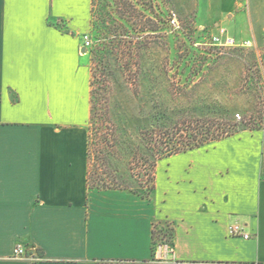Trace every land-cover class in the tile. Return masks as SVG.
Returning a JSON list of instances; mask_svg holds the SVG:
<instances>
[{
  "label": "crops",
  "instance_id": "crops-1",
  "mask_svg": "<svg viewBox=\"0 0 264 264\" xmlns=\"http://www.w3.org/2000/svg\"><path fill=\"white\" fill-rule=\"evenodd\" d=\"M91 9L0 0V264H264V128L159 160L148 200L89 189Z\"/></svg>",
  "mask_w": 264,
  "mask_h": 264
},
{
  "label": "rangeland",
  "instance_id": "rangeland-1",
  "mask_svg": "<svg viewBox=\"0 0 264 264\" xmlns=\"http://www.w3.org/2000/svg\"><path fill=\"white\" fill-rule=\"evenodd\" d=\"M144 2L147 16L152 11L161 15L160 31L149 30L153 25L139 17L126 24L115 15L117 3L95 0L96 24L102 27L105 21L107 32L114 30L117 37L88 33L98 116L112 124L116 136L110 155L104 162L95 160L91 169L110 186L139 194L147 193L156 161L146 132L163 130L173 136L184 122L192 130L211 127L213 134L226 123L236 132L264 128V0ZM173 15L179 29L169 27ZM220 29L237 41L250 40L252 47L211 46V36ZM198 119L208 121L199 124ZM171 229V223L157 226L167 243Z\"/></svg>",
  "mask_w": 264,
  "mask_h": 264
},
{
  "label": "trees",
  "instance_id": "trees-1",
  "mask_svg": "<svg viewBox=\"0 0 264 264\" xmlns=\"http://www.w3.org/2000/svg\"><path fill=\"white\" fill-rule=\"evenodd\" d=\"M114 1V3H117L119 9L115 12V15L119 17L120 20L124 21L126 24L131 23L132 19L134 17H139L142 19L144 23L147 25L151 24L153 25L152 28H149L152 32H158L161 30L160 26L162 21V17L159 13L156 12H150V16H147L145 14V11H148L145 5V0H111ZM152 5V4H151ZM139 7H141L143 10H141ZM95 14H96V4L95 0H92V9H91V30L90 32L100 31V33L105 36H114L117 37V35L111 34L114 33V30H111L109 33L107 32V23L102 20L103 24L102 27H99V25L95 22ZM110 17L113 16L110 15V13H107ZM171 18V17H170ZM169 27L170 26V20H169ZM100 28V29H99ZM172 28V27H171ZM143 29V28H142ZM144 29H148L144 27ZM126 32V30H124ZM117 34L120 33L118 30L116 32ZM128 33V32H126ZM123 36V35H122ZM127 37L126 35H124ZM128 43L126 40L118 41V43ZM114 43V42H113ZM115 44V43H114ZM91 111H90V127L88 128L89 136H88V161H89V170H88V186L90 190H125L130 191L132 193L137 194L138 196L142 197L143 199H150L152 194L155 191V171L157 162L163 158L186 152L189 150H193L195 148L204 146L206 144H209L211 142L219 141L221 139H224L226 137H230L237 132L235 131L234 126L231 124L226 123L224 127L221 128L220 132H217L216 134H213L210 128H194V130L189 129L190 122H184L182 124L181 128L176 129V134L173 136L166 135V132L163 130L159 131H150L146 132L145 139L148 141V143L151 146V151L156 157V161L152 164L151 170L152 174H149V181L151 183L150 187L147 188V193L139 194L138 192L134 191L131 188H123V187H115L110 186V184L107 183V181L99 174V171L97 169H91V166L93 165V162L106 159L108 155H110L109 147L110 144L113 141V138L115 139V133L114 128L112 127V124H107L103 117L98 116L97 112V98L95 96V90L93 86V81L91 80ZM109 121V120H108ZM208 120H201L198 119L195 122L206 124ZM213 122V121H211ZM193 123V122H192ZM260 128H254V129H242V130H258ZM234 130V131H233ZM240 130V131H242ZM239 132V131H238ZM115 136V137H114ZM95 167V165H93ZM157 226L154 225L153 234H152V241H153V256L155 257L156 250L155 248L157 246H165L168 245L170 247L174 246V237H175V228L172 224V229L170 233L171 241L170 243H167L164 241L165 235L157 232ZM158 239L161 240V244L158 245L156 242ZM208 264H237V263H228V262H211Z\"/></svg>",
  "mask_w": 264,
  "mask_h": 264
},
{
  "label": "built area",
  "instance_id": "built-area-1",
  "mask_svg": "<svg viewBox=\"0 0 264 264\" xmlns=\"http://www.w3.org/2000/svg\"><path fill=\"white\" fill-rule=\"evenodd\" d=\"M170 26L173 29H179V23L177 20V17L173 15L170 18ZM92 45V41L90 39V36L88 34L83 36V47L86 50H90ZM210 45L214 46L219 49H225V48H245L249 49L252 47V42L251 41H237L235 37L230 35L225 29H220V31L216 34L211 36L210 38ZM239 117V116H238ZM240 119V117H239ZM228 234L230 237H241L245 240L250 239V234L245 232L244 228L240 225H233L230 226L228 230ZM162 249H166L168 251H172V248L168 245L165 246H160L158 249V252ZM15 259H20V260H29L32 259L29 256L25 255V250L21 246L17 248L15 256ZM38 260V258H37Z\"/></svg>",
  "mask_w": 264,
  "mask_h": 264
}]
</instances>
